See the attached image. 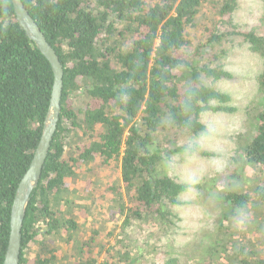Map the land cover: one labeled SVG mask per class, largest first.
<instances>
[{"label":"trees","instance_id":"trees-1","mask_svg":"<svg viewBox=\"0 0 264 264\" xmlns=\"http://www.w3.org/2000/svg\"><path fill=\"white\" fill-rule=\"evenodd\" d=\"M237 1L21 0L63 77L56 131L22 224L19 264H178L157 251L176 228L172 210L188 185L165 164L181 150L180 135L205 130L204 112L233 110L212 85L230 78L220 54L236 39L262 60L256 81L263 105L234 153L264 177V0L258 24L244 29L233 20ZM52 84L51 67L16 22L11 0H0V264ZM226 179L214 226L183 247L186 264H264V178L249 189L240 174ZM91 205H102L104 214ZM76 210L95 217L86 223ZM110 211L121 221L119 237L114 223L107 227Z\"/></svg>","mask_w":264,"mask_h":264},{"label":"rangeland","instance_id":"rangeland-1","mask_svg":"<svg viewBox=\"0 0 264 264\" xmlns=\"http://www.w3.org/2000/svg\"><path fill=\"white\" fill-rule=\"evenodd\" d=\"M262 11L261 0H238L237 8L233 13L234 23L239 26V29L254 26L258 24ZM220 58V63L224 71L230 74V78H222L214 82L212 86L229 96V106L233 110L231 112H204L201 115V122L205 130L197 136L180 135L177 144L181 150L172 155L165 164L166 173L176 182L188 185V188L179 195L180 204L172 210L179 218L176 228L172 234L168 235L169 241L165 243L164 250L157 251L160 258L164 251L167 252L166 257L176 256L178 264H186L182 253L184 245L195 240L198 234H201L202 240L208 233V228L214 226L213 221L216 215L213 207L219 205L217 201L218 196L220 199L219 192L223 191L226 183H230V179L226 177L228 178L233 172L240 174L239 183H244V188L249 184L246 189L254 187L264 178L257 173L253 174L247 166L244 167L234 153L238 142L252 135L254 127L252 117L263 105L261 96L257 94L256 81L262 69V60L257 54L252 53L248 44L241 42V39L227 44ZM202 152L208 156H202ZM240 159H242L241 156ZM242 166L244 172L240 173ZM109 174H111L109 169L102 172V175L108 176ZM79 184L85 186V183L79 182ZM100 203H102L101 200ZM91 210H95L96 215L105 212L102 205L94 207L91 205ZM100 210L103 213H100ZM75 212L80 219L86 218V223L95 217V214L89 215V212L85 216L84 210ZM115 214L113 211L108 212L107 227L114 223L116 225L114 236L119 237L117 230L121 221L116 218ZM135 231L136 229L132 228L131 237L137 236ZM252 241L255 242V240ZM159 244L154 242V245Z\"/></svg>","mask_w":264,"mask_h":264},{"label":"water","instance_id":"water-1","mask_svg":"<svg viewBox=\"0 0 264 264\" xmlns=\"http://www.w3.org/2000/svg\"><path fill=\"white\" fill-rule=\"evenodd\" d=\"M15 20L27 38L48 61L53 74L49 106L30 164L15 190L10 208L9 237L2 264H19L21 229L32 192L37 187L60 114L63 68L53 48L33 21L21 0H11Z\"/></svg>","mask_w":264,"mask_h":264}]
</instances>
